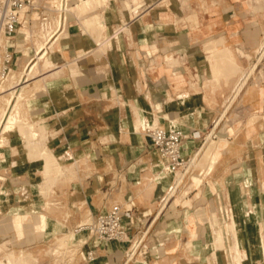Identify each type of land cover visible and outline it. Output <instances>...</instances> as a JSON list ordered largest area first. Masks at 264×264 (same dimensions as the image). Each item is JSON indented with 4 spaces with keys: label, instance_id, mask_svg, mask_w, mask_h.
<instances>
[{
    "label": "crops",
    "instance_id": "0c3cea01",
    "mask_svg": "<svg viewBox=\"0 0 264 264\" xmlns=\"http://www.w3.org/2000/svg\"><path fill=\"white\" fill-rule=\"evenodd\" d=\"M107 2L108 9L97 7L99 25L94 29L84 25L82 16L71 15L65 32L44 57L46 64L54 66L51 72L55 75L50 72L47 80L42 76V90L27 98L30 118L46 137L36 145L27 146V141L18 150L30 152L27 147L32 151L34 146L60 148L58 156L53 155L57 164L68 169L56 176L57 203L50 210L45 196L49 190L43 186L34 190L33 160L26 157L22 168V161L14 158L13 166L0 168V181L9 182L8 187L7 182H0V195L5 196L7 191L17 202L20 195L24 196L30 213L38 210L31 203L33 195H37L41 199L39 209L46 215L35 214L28 221L27 214L19 213L2 219L0 225L6 220H23L22 231L8 226L19 234L27 227L50 231L46 221L51 218L60 228L56 231L75 229L119 204L128 227L126 241L98 248L94 262H88L83 252H78L72 264H198L207 256L205 232L200 229L195 236L183 230L187 227V206L175 204L187 213L180 223L171 215V197L164 200L167 189L162 180L157 186L151 178L158 173V152L149 136L141 132L139 120L150 117L159 125L181 129L185 134L183 151L188 156L209 141L219 142L223 132L241 128L236 136H221L209 164L196 174L200 182H193L191 176V186L195 188L187 194L205 196L209 192L210 188L202 186V174L215 182L227 179L230 183L236 166L231 153L237 139L252 140L255 148H264V114L254 121L251 118L255 113H264L259 109L264 92L253 78L264 67L263 54L258 56L262 49L258 37L264 28V0ZM20 32L12 42L16 52L12 71L17 72L35 53L32 45L25 47L30 42L24 41ZM107 37L108 42L99 47L104 56L100 58L94 51L99 40ZM25 48H30L31 54ZM224 51L232 55L233 66L237 67L233 73L228 62L219 61ZM49 52L53 53L48 56ZM13 140L11 148L18 145ZM242 155L246 157L238 162L249 163L250 177L264 179V158L258 160L251 148ZM215 189L212 195L224 194L225 188ZM245 193L240 186L231 190L238 233L247 230L245 215L248 219L253 214L261 216L256 209L244 212L247 206L241 204L240 198ZM197 199L192 201L201 203L202 199ZM5 205L0 204V211L7 209ZM24 242L23 248L30 249L35 243L46 244L48 238L41 237L33 243L26 238ZM232 248L235 253L234 244ZM253 249L256 251L257 245ZM137 253L141 261L132 263ZM69 254L63 258H69ZM18 257L22 260V256Z\"/></svg>",
    "mask_w": 264,
    "mask_h": 264
},
{
    "label": "rangeland",
    "instance_id": "374dc122",
    "mask_svg": "<svg viewBox=\"0 0 264 264\" xmlns=\"http://www.w3.org/2000/svg\"><path fill=\"white\" fill-rule=\"evenodd\" d=\"M98 6L99 7L101 6L104 9H108V2L104 4L101 3ZM71 11H76V8L75 7L72 8ZM95 14L98 15V8L97 10H95V12L88 14V17H91ZM84 16L87 17V15ZM84 16L80 17V20L82 22L88 18V17L85 18ZM83 23L84 25H86V27L88 26L85 23V21ZM90 29L93 30L94 27L93 29L92 28ZM20 31L21 32L19 33V35L22 37H25L27 36V34L28 35L30 34V37H28L27 39L28 42L30 43L27 44L25 47H30L32 45V47L35 49L36 46L38 47L40 46V44H43L44 41L42 39L43 38L42 32L39 29L38 21L36 19L33 20L30 26H25ZM24 33H26V35ZM38 41H40L41 43H39ZM106 42H108V37L100 39L99 45L94 51V53L100 58L104 56L99 51V47L105 44ZM37 43L39 44L36 45ZM258 44L262 48L259 50L258 56L262 54L264 56V50H263L264 28H262L261 34L258 37ZM54 46L55 45H53L51 49H53ZM25 50L27 52L29 51L31 54L30 48L27 49L25 48ZM52 53L53 52H49L48 56ZM34 55H35L34 53L31 54L28 60ZM44 59L45 58H43L41 62H39V64L36 65L35 68L30 72V75L27 76L28 79L30 80L29 82L27 80L26 84L23 85L25 88H22L20 94H17V91L19 87L22 86L23 80L21 75H23L24 73L23 70L26 64L18 73L17 71H12L10 75L7 77V79L0 81V117L3 114V111L7 108L8 105L7 101L10 102H14V100L19 101V102L15 101L14 109L11 112V114L14 116L15 119L11 120L10 123L7 124V128L4 131H0L2 132V134H0V168L4 166L8 167L10 166V164L13 166L14 164H12V162H15L16 158L22 161L20 163V166L22 168H25L26 166V164L24 163L26 157H29L31 160H33L32 186L34 187V190H37V188H40L42 186L45 190L47 189L49 190V194H45V196L47 197L48 207L51 210L52 206H55L57 203V199L55 197L56 195L54 193L55 192L54 187L56 186L57 183L56 176L58 173H63V172L66 173L68 167L62 166L60 163H58L59 165L62 166V168H60L59 165L56 164L57 162H54L53 165L57 167V169L59 168V172L52 171L49 172L48 174L46 171L45 158L39 156L40 153H38V156L37 155L35 156V154L37 153L32 152L31 150L30 152L27 150L24 151L18 150L19 149L18 146H21L22 144H26L27 141L28 143L32 142L27 131V128L30 124H34L35 130L39 133V135L34 139L35 145L38 143V141L41 143V140L46 137L45 135H43V132L40 131V127L36 125L33 120H31L28 111V102H27V98L31 95L32 92H39L44 87L43 84L44 80L41 77L45 76V80H47V78H49L48 74L51 72V69L54 68V66H52L51 64H46L44 62ZM34 70L36 73L34 72ZM258 71L259 73H257L255 76L253 75L254 76L253 78L258 83L260 91L264 92V67L259 68ZM32 72H34L35 75ZM13 75L14 77H12ZM51 75H55V73L51 72ZM10 76L12 78H10ZM32 76H34V78ZM11 95L13 97H11ZM8 98H10V100ZM259 103H260L259 109L264 110V101ZM263 114L264 113L262 112H258L253 114L251 118L254 121L255 119H258L261 116H263ZM147 120H151V118L146 117L143 118L142 120L141 119L139 120L140 122H142L143 125L141 128V132L144 133L146 136L147 134L146 131L144 130V125ZM22 126H24V128ZM240 133H241V128L229 129L228 131L223 132L224 137L222 135H219L220 137L219 140L221 141L223 138H227V136L229 135L236 136ZM11 139H14L13 143H17L18 145H15L13 146V148H11V146H9ZM220 141L219 142L209 141L207 144H205V146L202 145L201 147L196 149L198 152V153L196 152V155L198 154L199 157L197 155L194 158V160L196 161H193V163L191 164L189 172L180 182L179 187L177 188L175 194H172L170 196L165 195L164 200H166V198L171 197L169 203L173 202V206H174L171 215L174 218H177L179 223L182 221L181 218H183L187 214L186 212L181 210L180 206L181 205L187 206L186 209L189 210L186 218L187 227L186 228L183 227V230L184 229L190 230L195 236L199 235L200 229L202 230V232H205L203 241L205 243L204 245L207 246L205 251V255L207 256L200 258L196 263L198 264H264V250H262L260 254L258 253L259 251L256 250V252L258 253L257 257H251L252 250L255 251V249H253V245L254 246L257 245L258 239L263 240L262 243L264 247V179L251 178L250 175L252 174V171H250L249 163L238 162V160L242 161V158L246 157V156L242 157L243 156L242 152L244 150H248L249 148H251V153H253V155L256 154L258 156L257 157L258 160L260 161L263 160L264 148H262V150L259 147L255 148L252 140L245 141L242 137H239L236 141V145H235L236 147H234L233 152L231 153L233 156L232 157L233 164L236 166L234 168L235 171L234 177L231 178L230 183L227 181V179L221 180L219 182L218 181L215 182V180L213 181L211 178H205V175L202 174L203 176L202 186L210 188L209 192L205 196H201V195L192 196L187 194L189 193V191L195 188L191 186V176L193 175V182L195 183L200 182V178L196 176V174H201V172L204 171L205 167H207L210 158L213 154V151L215 150V146L217 143L219 144ZM42 148L46 151V153L47 151H51L56 157L58 156L57 149H60L51 146L48 147L43 146ZM260 150L262 152H260ZM46 153L43 156L46 157ZM13 155H15V157H13ZM10 158H13L12 159L13 161ZM158 158L159 156L157 154L156 159L158 160ZM258 165H260L259 161H258ZM154 166L155 165H152L151 167ZM158 175H160L159 178H157ZM41 176H43L44 178L43 182H41ZM151 178L153 179V181L156 180L157 186L161 185V180H162L163 187L166 188L167 191L168 190L170 191L171 187H173L179 181L178 179H177L178 181L173 180L171 176H167L162 172H158L155 173L154 175H151ZM164 180H166L167 183ZM0 182L2 183V185L7 182L6 185L8 187L9 182L7 179L1 180ZM18 184L24 188L22 182L21 183L18 182ZM237 186H240L246 192L244 197L240 198L241 204L244 207L247 206L244 212L245 213L248 211L251 212L252 210L254 211L256 209L259 213H261V216L259 217L253 214L251 219H248L246 215L244 216L245 225L247 227V230H245L244 233L243 232L238 233L237 231L238 227L235 225V220L233 218L232 206H233L234 196H232L231 190H235ZM251 186L255 187V190H251L250 189ZM217 187L225 188L224 194L219 196L212 195V192H214L216 190L215 188ZM6 192L7 191H4L3 194L4 195L6 194L9 197V199H6L5 197L6 195L5 196L0 195V204H6L5 206L7 207V209H5L4 211H0V221L6 217H14L19 213L27 214L28 221H31L35 214H45L42 213L41 210L39 209L41 199L37 195H33V199L31 200V203L35 206L34 207L35 209L37 206L38 210L30 213L27 207L29 201L27 202L24 196L20 195L17 198L18 200L17 202L10 197L9 195L10 193L7 194ZM181 193L183 195H181ZM255 195L257 199H254ZM194 198H198L197 200L202 199L201 203L192 201ZM177 203L181 205H179V207H176L175 204ZM252 222L255 223L254 227L251 226ZM76 229L77 228L68 229L65 227L63 228L62 231H56L55 229L51 228L49 231L47 229L39 230V228L35 229V228L27 227L23 232V234H19L17 230L12 229L11 227H5V226L1 227L0 228V241H1L0 264H7L6 255L9 256L10 253L16 256H22V262L20 264H24V263L50 264V262L51 264H72V262L74 261L73 257L76 252L75 245L77 243L81 244L86 237L85 232H82L81 234H77ZM240 229L243 228L241 227ZM41 237L48 238V242L44 245L40 243L39 244L35 243L34 245L31 246L32 248L30 249L23 248V246L25 245L24 240L26 238L28 239V242L33 243L36 239ZM233 244H234L235 253L232 248ZM41 251L46 252V254L41 253ZM66 253H70L69 254L70 257L65 259L63 258V256ZM138 261H141V258L137 253L132 263ZM175 262L176 264H178V261ZM11 264H16V262L13 261L11 262ZM137 264H139V262Z\"/></svg>",
    "mask_w": 264,
    "mask_h": 264
},
{
    "label": "built area",
    "instance_id": "2783aa9c",
    "mask_svg": "<svg viewBox=\"0 0 264 264\" xmlns=\"http://www.w3.org/2000/svg\"><path fill=\"white\" fill-rule=\"evenodd\" d=\"M77 1L79 0H0V81L7 79L12 72V63L16 56L12 42L17 32L30 26L36 19L43 39L54 38L57 41L65 32L72 14L71 9ZM28 37L30 34L23 40L28 41ZM144 130L158 152V172L171 176L173 180L180 179L181 182L196 157V153L191 156L184 153L183 131L159 125L155 120H147ZM178 187L177 182L168 190L167 196L175 194ZM79 230L85 232L86 237L81 244L75 245V250L82 251L88 262L96 260L98 248L114 241L125 242L128 236V227L119 204L113 205L95 220L79 224L76 231Z\"/></svg>",
    "mask_w": 264,
    "mask_h": 264
},
{
    "label": "bare ground",
    "instance_id": "6f19581e",
    "mask_svg": "<svg viewBox=\"0 0 264 264\" xmlns=\"http://www.w3.org/2000/svg\"><path fill=\"white\" fill-rule=\"evenodd\" d=\"M103 1V2H102ZM105 2H107V0H79V3L76 5V11H72V14L71 15H73V14H75V15H78V16H84V15H86V14H89L90 12H92V11H94V10H96V8L98 7V5H100L101 3H105ZM73 7V8H74ZM72 10V9H71ZM75 10V9H74ZM85 17V16H84ZM87 17H88V15H87ZM87 17H85V18H87ZM98 15H93V16H91V17H88L87 19H85L84 21H85V23L89 26V27H91V26H93L94 28L95 27H97L98 25H99V21H97L96 19H98ZM83 21V22H84ZM92 27V28H93ZM43 39V38H42ZM43 44H40V46H36V48H38V49H36L35 48V55L33 56V58L31 59V61L30 62H27L26 63V66L24 67V73H23V75H21V77H22V80H23V83H22V86L24 85V84H26V81L28 80V82H29V80L30 79H28V75H30V72L35 68V66L36 65H38L39 64V62H41V60L46 56V54L48 53V51H49V48H51L54 44H55V42L56 41H54V38H52V39H48V38H45V39H43ZM39 43H41L40 41H38ZM39 43H37L36 45H38ZM216 52V51H215ZM225 52V51H224ZM216 56V55H215ZM232 55H229L227 52H225V54H222V56H221V59L219 60L220 61V63L222 62V61H226V62H228L229 63V67H230V72L231 73H233V71L235 72L236 70H237V67H234L233 66V62H232V57H231ZM218 63V62H217ZM219 64V63H218ZM222 65V64H221ZM215 66V65H214ZM38 68V67H37ZM217 68L218 69H220V65L218 66L217 65ZM38 70V69H37ZM22 71V72H23ZM26 72V73H25ZM34 72H35V70H34ZM34 72H32L33 74H34ZM18 73V72H17ZM36 73V72H35ZM32 74V75H33ZM241 74V73H240ZM35 75V74H34ZM12 77H14V75L12 76ZM11 76H10V78H12ZM33 78H34V76H32ZM20 78V77H19ZM221 78V77H220ZM15 79H17V78H15ZM21 80V81H22ZM21 83V82H20ZM19 87V89H18V91H17V94H20L21 93V90H22V88H25L24 86L23 87ZM26 86V85H25ZM9 89V88H8ZM2 90H3V88H2ZM6 90V89H5ZM14 91V90H13ZM3 92V91H2ZM14 93V92H13ZM16 96V95H15ZM22 96V95H21ZM11 97H13L12 95H11ZM19 97V96H18ZM20 98V97H19ZM18 98V99H19ZM9 100H10V98H8ZM12 99V98H11ZM14 99V98H13ZM15 101L17 102L18 100H14V102H10V101H7L8 102V105H7V108L3 111V114H2V116L0 117V131H4L6 128H7V124L8 123H10V121L11 120H13V119H15L14 118V116L11 114V112H12V110L14 109V106H15ZM6 102V103H7ZM19 102V101H18ZM17 104V103H16ZM17 106V105H16ZM2 113V112H1ZM12 122H14V121H12ZM140 122V121H139ZM141 123V122H140ZM23 128H24V126H22ZM42 130V129H41ZM27 131H28V134H29V137L31 138V140H32V142H30V143H28V145L27 146H29V145H33V144H35L34 142V139L39 135V133L35 130V127H34V124H30L29 126H28V128H27ZM0 133H2V132H0ZM41 135H42V133H41ZM28 149H30L31 150V147H27ZM32 152H35V153H41L40 155H44L45 153H46V151L44 150V149H42V148H39V147H32ZM198 153V152H197ZM198 155V154H197ZM196 155V156H197ZM45 157V156H44ZM198 157H199V155H198ZM214 158V157H213ZM214 160H216L215 158H214ZM194 161H196V160H194ZM54 162H57V160H56V157L53 155V153L51 152V151H47V153H46V163H45V165H46V171H47V173L49 174V172H52V171H56L57 170V167H55L53 164H54ZM215 162V161H214ZM57 164V163H56ZM60 167V166H59ZM61 168V167H60ZM211 168H212V166H211ZM211 170V169H210ZM58 171V170H57ZM59 172V171H58ZM51 175V174H50ZM48 177V176H47ZM50 178V177H49ZM47 180V179H46ZM178 181V180H177ZM178 183L180 184V179H179V181H178ZM176 185V184H175ZM24 223H25V221H23V220H20L19 222H13V221H10V220H6V221H2L1 222V225H0V228L1 227H9V226H11V227H15V228H17V230L18 231H22L23 230V227H24ZM46 224H47V227L48 228H53L54 227V229L55 230H59L60 228L57 226V225H54V224H56L51 218H47V221H46ZM9 225V226H8ZM233 226V225H232ZM83 231H81V230H79V231H76V233L78 234V233H82ZM236 233V232H235ZM236 235V234H235ZM80 242H82V241H80ZM257 250L259 251L258 253L260 254L261 252H262V250H264V247H263V243H262V239H258V242H257ZM256 251H253L252 250V255H251V257H257V254H258ZM6 255V254H5ZM7 257H6V263L7 264H11V262H13V261H15L16 262V264H20L21 262H22V260L18 257V256H16V255H13L12 253H10L9 254V256L8 255H6ZM3 260V259H2ZM25 261V260H24ZM3 262V261H2ZM25 264V263H24Z\"/></svg>",
    "mask_w": 264,
    "mask_h": 264
}]
</instances>
